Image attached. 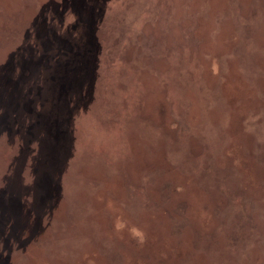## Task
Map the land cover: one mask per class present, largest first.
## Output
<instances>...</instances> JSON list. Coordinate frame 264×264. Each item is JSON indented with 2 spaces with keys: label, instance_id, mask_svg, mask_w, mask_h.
I'll use <instances>...</instances> for the list:
<instances>
[{
  "label": "rangeland",
  "instance_id": "374dc122",
  "mask_svg": "<svg viewBox=\"0 0 264 264\" xmlns=\"http://www.w3.org/2000/svg\"><path fill=\"white\" fill-rule=\"evenodd\" d=\"M0 264H264V0H0Z\"/></svg>",
  "mask_w": 264,
  "mask_h": 264
}]
</instances>
